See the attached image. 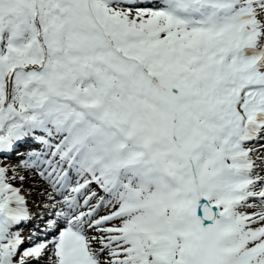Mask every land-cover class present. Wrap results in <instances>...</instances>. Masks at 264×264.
I'll list each match as a JSON object with an SVG mask.
<instances>
[{"label":"snow or ice","instance_id":"obj_1","mask_svg":"<svg viewBox=\"0 0 264 264\" xmlns=\"http://www.w3.org/2000/svg\"><path fill=\"white\" fill-rule=\"evenodd\" d=\"M0 264H264V0H0Z\"/></svg>","mask_w":264,"mask_h":264}]
</instances>
